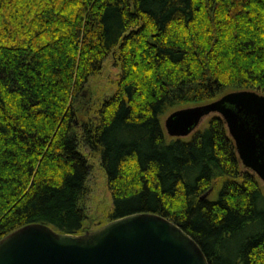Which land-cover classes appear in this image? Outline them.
Masks as SVG:
<instances>
[{"label":"trees","instance_id":"trees-1","mask_svg":"<svg viewBox=\"0 0 264 264\" xmlns=\"http://www.w3.org/2000/svg\"><path fill=\"white\" fill-rule=\"evenodd\" d=\"M113 53L116 92L77 124ZM229 90L264 95V0H0V240L37 223L87 231L83 146L106 173L109 222L156 214L209 264H264L262 181L223 118L185 138L164 128Z\"/></svg>","mask_w":264,"mask_h":264},{"label":"water","instance_id":"water-1","mask_svg":"<svg viewBox=\"0 0 264 264\" xmlns=\"http://www.w3.org/2000/svg\"><path fill=\"white\" fill-rule=\"evenodd\" d=\"M212 114L220 115L242 164L264 183V95L232 91L212 102L171 112L164 128L185 138ZM0 264H209L180 226L150 213L115 219L80 235L48 225L24 226L0 240Z\"/></svg>","mask_w":264,"mask_h":264},{"label":"rangeland","instance_id":"rangeland-1","mask_svg":"<svg viewBox=\"0 0 264 264\" xmlns=\"http://www.w3.org/2000/svg\"><path fill=\"white\" fill-rule=\"evenodd\" d=\"M120 74L121 69L118 65L116 54L113 53L104 61L101 72L90 79L83 93L76 99L75 109L79 113L77 124L83 123L85 120H91V118L96 119L100 106L116 92ZM208 118H205L202 124H205ZM81 152L87 157L91 169L87 181V195L84 207L88 215L87 231H93L109 223V214L113 205L112 195L109 191L108 179L100 164V159L91 155L88 149L83 146H81ZM261 186L264 193L263 182Z\"/></svg>","mask_w":264,"mask_h":264}]
</instances>
